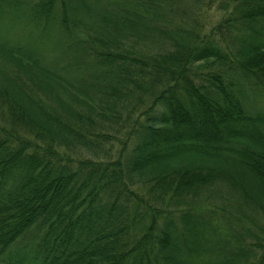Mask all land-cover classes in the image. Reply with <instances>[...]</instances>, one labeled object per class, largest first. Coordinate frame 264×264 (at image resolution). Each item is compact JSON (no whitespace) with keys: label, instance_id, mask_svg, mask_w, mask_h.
<instances>
[{"label":"trees","instance_id":"16d2710c","mask_svg":"<svg viewBox=\"0 0 264 264\" xmlns=\"http://www.w3.org/2000/svg\"><path fill=\"white\" fill-rule=\"evenodd\" d=\"M63 42L77 55L46 62ZM243 88L264 97V0H0V255L33 229L0 264H264V235L197 200L217 184L264 218Z\"/></svg>","mask_w":264,"mask_h":264},{"label":"rangeland","instance_id":"374dc122","mask_svg":"<svg viewBox=\"0 0 264 264\" xmlns=\"http://www.w3.org/2000/svg\"><path fill=\"white\" fill-rule=\"evenodd\" d=\"M223 12L221 10L212 8L210 10L204 11L202 13V22L205 24V29H207L209 26L213 25L216 21H218L222 16ZM19 31V29L17 30ZM15 31L11 38L14 36H18L20 34L19 32ZM9 36H4V38ZM68 43L63 42L62 46L59 49H53L52 52H45V60L49 63H57L58 66L62 65H68V62L72 60L73 56L76 54L77 51L73 50H67ZM76 52V53H75ZM75 55V56H76ZM72 56V57H71ZM93 75V74H92ZM245 94H247L248 99L247 103L249 106H252V110L254 111H264V97L262 95L260 97H253L246 88H243ZM150 101V97L148 99H145L143 102L148 103ZM146 103H143L138 107L137 111L143 110L145 108ZM2 110L0 109V135H3L2 129L7 130V124L4 122V117L2 114ZM131 125L130 123L125 124V128L119 131V133H112V137L109 141H111V151L110 155L114 157L117 152L124 146V142L127 139L126 136L128 133H130ZM132 139L129 138L127 143L125 144V147H128L131 143ZM220 187L219 185L215 184L211 187L204 188L200 194V196L197 198L199 205H202V207H207V210H212L215 217L218 218L219 221L222 222L221 226L224 227V229L229 228V232L231 233H237V232H244L243 230L248 228L249 230L255 232L258 235H264V218L256 217L248 215L247 217H238L237 210L238 206L235 204H231L232 200L230 193L231 191L228 190L226 187ZM135 190L137 193L143 194L145 188L142 186H135ZM162 212H170L172 215L176 216L177 211L173 209H177L174 206H167V204L161 205ZM160 221V218H158V222ZM32 232L33 229L31 228L28 232L23 234L20 238H18L15 242L10 244L8 248L0 255V260H4L5 257L10 252H18L22 251L27 248L28 243L30 242L32 238ZM249 237V236H247ZM3 264V263H1Z\"/></svg>","mask_w":264,"mask_h":264}]
</instances>
